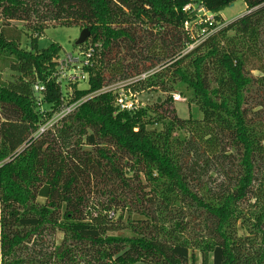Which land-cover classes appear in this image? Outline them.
I'll return each instance as SVG.
<instances>
[{
	"label": "trees",
	"instance_id": "trees-1",
	"mask_svg": "<svg viewBox=\"0 0 264 264\" xmlns=\"http://www.w3.org/2000/svg\"><path fill=\"white\" fill-rule=\"evenodd\" d=\"M236 1L0 0L2 264H264V0L225 26ZM60 26L89 29L95 48L72 96L55 79L63 47H39ZM150 72L129 88L167 95L154 106L121 111L103 92L37 135L64 103Z\"/></svg>",
	"mask_w": 264,
	"mask_h": 264
},
{
	"label": "built area",
	"instance_id": "built-area-1",
	"mask_svg": "<svg viewBox=\"0 0 264 264\" xmlns=\"http://www.w3.org/2000/svg\"><path fill=\"white\" fill-rule=\"evenodd\" d=\"M190 10H195L198 13V22L196 24H210L211 26L212 21L214 20V15L208 12L204 7H196L193 5H189L185 8V12H190ZM193 26L195 24H186V30L188 32H191L193 35ZM205 32V31H204ZM195 47L194 45H191L189 50L191 51ZM95 55V48L94 47H88L86 49H82L78 56H74L73 54H66L61 55L55 59V63L57 65L56 72H55V79L56 83L62 87L63 91H66V93L69 94L70 90L73 91V87L75 85H80L84 82H88L90 78V74L87 71V68L93 66L92 59ZM153 72L143 74L136 79L126 81V82H120L117 83V85L108 87L100 91L96 95L89 96L87 98L81 99L79 102L69 105L68 103H64L61 110L56 112L51 119L48 120L47 123H45L43 126L40 127L37 135L41 136L44 135V133L54 130L55 127L59 126L62 123V120L64 118H67L69 115H71L73 112H75L80 105L86 101L88 98H93L94 96H98L100 93L103 92H112L115 91L114 89L117 88H124L125 94H120L115 92L116 95V101H117V107L121 111H128V112H134L137 111V109L142 108L140 106V102L138 100H133L137 97V94L139 93H133L131 89L129 88L131 85H135L139 81L146 80L149 76H151ZM125 84V85H124ZM115 87V88H114ZM114 88V89H113ZM129 88V89H126ZM46 88L43 85H36L34 87V92L36 95H41L43 91H45ZM69 90V91H68ZM174 99L177 101L180 100L179 96L173 95Z\"/></svg>",
	"mask_w": 264,
	"mask_h": 264
},
{
	"label": "rangeland",
	"instance_id": "rangeland-1",
	"mask_svg": "<svg viewBox=\"0 0 264 264\" xmlns=\"http://www.w3.org/2000/svg\"><path fill=\"white\" fill-rule=\"evenodd\" d=\"M247 12H248L247 4L245 5V3L242 0H238L233 4V6L227 8V10H225L223 13H221V16L223 18V21L226 24L225 26H227L229 23L245 16ZM197 30L198 29L193 26V35L194 36L196 35ZM82 31L83 30L81 27H64V26H60L58 28L50 27L49 29H47L45 31V33L41 36V38L39 40L40 50L49 48V46L51 44H58L59 46L63 47V50L61 52L62 56L66 55V54H73L74 56H78L82 49H86L85 47L82 48L83 46H79V47L76 46V43L78 42V40L82 34ZM207 37H209L208 34L206 36H204L202 38V40L206 39ZM31 41H32V33L28 32V31L25 32L24 37H23V41H22V47H24L28 51H31L32 50V47H30ZM89 41H90V39H88L87 42H89ZM189 51L190 50L188 49L185 53H188ZM255 66L256 65H250V67H249L250 70H255V68H256ZM1 67L2 66L0 65V68ZM255 73H256V71H255ZM17 77L18 76L15 73H13L12 71H9V70H6L4 75H3V79L8 80V81H15L17 79ZM78 86H79L78 87L79 90L80 89H88L89 83L84 82ZM114 90H115V91H113L114 94H115V92L119 93V95L126 93L124 91V88H117ZM73 92H74V88H73V91L70 90V92H69L70 96L73 95ZM173 95L179 96L180 100L177 101L176 99H174ZM173 95H172V99L175 100V102H176V108H177L179 116L181 118L189 119V117H190L189 101L184 96L183 89L177 86L175 88V90L173 91ZM166 97H167V95L164 94L163 92H161L160 90H155V91L140 92L139 94H137V97L133 100H135V101L138 100L140 102V106H142L143 108H147V107L154 106L155 103L158 101V99H160V98L165 99ZM85 150L86 151L90 150V147L84 144L82 146V149L79 152V154H81ZM58 154H59V152H58ZM69 164L70 163H68V165ZM57 165L59 167H61L63 164L60 161H58ZM39 202L41 204H44L46 201L40 199ZM49 241H50V237L46 236V238L42 241V242H44L42 244V246L46 248ZM62 241H63V234L58 233L56 236V243L61 244ZM0 264H2V263L0 262Z\"/></svg>",
	"mask_w": 264,
	"mask_h": 264
},
{
	"label": "water",
	"instance_id": "water-1",
	"mask_svg": "<svg viewBox=\"0 0 264 264\" xmlns=\"http://www.w3.org/2000/svg\"><path fill=\"white\" fill-rule=\"evenodd\" d=\"M90 37H91V32H90V30H89V29H84V30L82 31V34H81V36H80L78 42L76 43V46L79 47V46H82V45L86 44L87 41H88V39H90Z\"/></svg>",
	"mask_w": 264,
	"mask_h": 264
}]
</instances>
